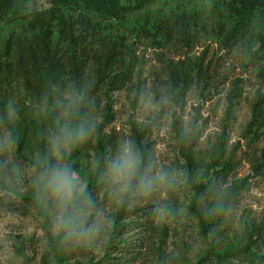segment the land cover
Here are the masks:
<instances>
[{
	"label": "trees",
	"instance_id": "obj_1",
	"mask_svg": "<svg viewBox=\"0 0 264 264\" xmlns=\"http://www.w3.org/2000/svg\"><path fill=\"white\" fill-rule=\"evenodd\" d=\"M32 1L0 0V22L12 26L9 32L0 33V121H3L0 127L13 130L18 137L14 154L18 159L33 165L34 157L25 155L27 142L31 137L34 138L37 152L44 151L49 129L57 114L52 110L51 102L70 85L76 88L86 85L91 114L93 117L94 114H101L102 120L98 122L94 117L96 131L93 138L74 154L78 171L83 155H88L89 148L96 151L98 160L115 147L114 137L103 133L106 124L113 118L110 97L114 92L130 90L135 84L141 83L137 81L141 73L140 61L134 52L139 40L150 41V46L156 50L163 76L160 84L165 95L178 108L183 106L186 93L198 92L199 103L193 108L195 124L204 98L224 82L218 80L222 57L210 53L208 47L198 53L197 37L192 34L190 27L196 26L198 20L203 26L211 20L212 37L218 40L222 49L228 50L253 17L260 14L264 21V0H191L197 5L195 15L176 13L171 18L172 24L159 37L155 33L157 29L153 30L145 24L131 39L117 21L133 20L148 10L163 9L172 1L186 0H49L50 6L41 10H31ZM2 27L0 29L3 30ZM253 44L257 48H248V56L241 64L243 70H251L258 61H264V30L255 36ZM258 77L263 78V74L259 73ZM239 82H233L225 97L226 120L234 100L240 96ZM138 94L139 88L134 95V105ZM44 97L50 101L46 113L40 111ZM101 97L107 103L103 114L99 110ZM9 107L15 112L11 114ZM250 113L244 135L251 134L253 139L250 142H253L264 128V93L259 89L250 101ZM171 116L170 128L183 160L184 185L193 192L188 213L196 219L206 246L205 254L195 264H264V216L258 221L248 217L244 220L243 245L232 246L233 243L224 238L220 242L216 241L225 211L235 207L237 197L249 178L234 180L223 188L218 184L233 172L238 162L233 158V151L227 150L226 130L207 150H199L200 132L196 125L192 123L191 135H188L181 127L176 110L172 111ZM130 125L129 138L149 155L150 147L145 139L148 129L139 128L132 122ZM252 157V174L264 175V146L254 152ZM87 180L92 192L100 187L93 172L88 174ZM31 199L37 208L34 198ZM176 205L174 199L169 207L171 213L176 212L173 209ZM124 208L118 209L117 220L121 218ZM46 222V250L40 259L41 264H52L60 242L52 232L51 217ZM223 241L225 244L221 246ZM109 264L119 262L109 261Z\"/></svg>",
	"mask_w": 264,
	"mask_h": 264
},
{
	"label": "rangeland",
	"instance_id": "obj_2",
	"mask_svg": "<svg viewBox=\"0 0 264 264\" xmlns=\"http://www.w3.org/2000/svg\"><path fill=\"white\" fill-rule=\"evenodd\" d=\"M49 6V0H33L30 9L41 10ZM196 7L195 1H172L163 9H151L133 20L116 23L129 34L131 39L145 24L153 30L157 29L155 33L159 37L164 29L172 24V16L176 13L193 16L197 12ZM9 25L0 22V27L3 26L0 33L12 30V26ZM190 28L192 34L197 37L198 53L208 47L210 53L214 52L215 55L222 57L218 80L223 81L224 84L218 85L217 90L204 98L198 121L193 123V108L197 106L200 99L198 92L186 93L183 106L178 108L165 95L160 84L163 76L157 61L156 50L150 46V41L139 40L134 52L135 57L140 61L141 73L137 81L141 83L135 84L130 90L111 94L109 105L113 118L106 124L103 133L112 135L117 141L124 137L129 138L130 122L139 128L146 127L148 130L145 139L150 147L149 156L157 160L166 170L183 175V160L179 156L170 128L172 111L176 110L181 127L188 135H191L192 123L196 125L197 131L200 132L199 150L204 151L211 147L225 129L228 137L227 150L233 151V158L238 162L233 172L218 184L223 188L234 180L240 181L247 176L249 178L247 185L237 197L235 207L225 211L219 225L221 232H219L220 235L217 234L216 241L220 242L224 238L233 243L232 246L243 245L245 242L242 237L244 220L248 217L258 221L264 216V175L255 176L251 172L252 155L264 146V128L253 142H250L253 139L251 134L244 135L250 120V101L256 90L259 89L264 93V61H258L256 63L258 67L252 66L251 70H243L241 64L248 56V48H257L253 44L254 39L264 30V21L260 14L256 18L253 17L238 33L228 50L222 49L218 40L212 37L211 20L204 26L198 20L196 26ZM259 73L263 74V78L258 77ZM235 80L241 81L238 84L240 96L234 100L226 120L225 97ZM216 83L219 82L216 81ZM137 88H139V94L134 105ZM149 94L159 105L151 112H147L142 103V96ZM162 103H164L163 107ZM106 104V99L101 97L99 99L100 113L103 114ZM95 115L94 117L100 122L101 114ZM141 117H145L147 122L140 123ZM0 131L4 130L0 127ZM33 139L31 137L27 142L25 155L28 158H33L38 153V148H34ZM9 158L19 162L22 180L15 186H9L5 181H0V264H41V254L46 250L44 228L47 218L51 216L37 203V208L32 204L29 172L32 165L18 159L14 150ZM96 158V151L92 147L89 148L88 155H83L79 172L84 178L87 179L88 174L93 172L92 165ZM93 194L111 221V228L91 248L78 247L68 250L60 245L52 258V264H109V261L119 262V264H195L205 254L206 246L202 241L196 219L188 213L193 192L184 185V178L183 182L173 189L157 192L134 207H125V211L118 220L117 213L120 207L107 198L101 186ZM174 199L177 202L176 207L173 208L176 211L173 212L174 214L170 211L163 220H158L152 214L151 210L157 205L171 207ZM224 244V241L220 243L221 246ZM115 257L118 259H114Z\"/></svg>",
	"mask_w": 264,
	"mask_h": 264
},
{
	"label": "clouds",
	"instance_id": "obj_3",
	"mask_svg": "<svg viewBox=\"0 0 264 264\" xmlns=\"http://www.w3.org/2000/svg\"><path fill=\"white\" fill-rule=\"evenodd\" d=\"M61 96L51 102L57 114L44 151L35 155L29 170L32 195L51 216L52 231L63 248H91L111 228V221L90 190L89 181L76 169L74 154L93 138L96 122L86 85H70ZM142 103L147 112L159 107L150 94L142 96ZM49 104L48 97L42 98L40 111L46 113ZM9 111L14 113L15 109L9 107ZM139 122L147 120L141 117ZM17 144L18 137L12 129L0 131V181L9 186L22 180L19 162L9 158ZM92 171L102 192L117 207H134L183 182L181 173L166 170L128 137L118 139L107 156L94 161ZM151 211L163 220L171 209L157 205Z\"/></svg>",
	"mask_w": 264,
	"mask_h": 264
}]
</instances>
